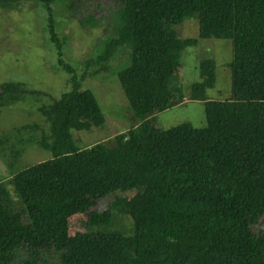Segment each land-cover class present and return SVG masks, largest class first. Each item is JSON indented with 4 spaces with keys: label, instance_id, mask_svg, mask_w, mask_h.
<instances>
[{
    "label": "trees",
    "instance_id": "obj_1",
    "mask_svg": "<svg viewBox=\"0 0 264 264\" xmlns=\"http://www.w3.org/2000/svg\"><path fill=\"white\" fill-rule=\"evenodd\" d=\"M28 1L0 0V8ZM33 1L48 15L71 89L39 109L47 130L36 144L51 159L0 182V264H264V236L252 232L264 221V0H117L115 33L80 76L63 58L52 5L67 3L76 13L81 0ZM188 18L197 20L200 40L231 42L226 98L207 95L216 80L211 60L184 94L181 56L199 40L180 39L172 28ZM119 58L128 61L118 82L138 123L79 150L71 132L105 123L81 83ZM25 93L21 85H1L0 108ZM186 98L203 103L205 127L158 128L156 115ZM102 200L108 207L94 210ZM77 215L85 216L78 224L84 231L70 236ZM117 216L133 220L129 235L113 230Z\"/></svg>",
    "mask_w": 264,
    "mask_h": 264
},
{
    "label": "rangeland",
    "instance_id": "obj_2",
    "mask_svg": "<svg viewBox=\"0 0 264 264\" xmlns=\"http://www.w3.org/2000/svg\"><path fill=\"white\" fill-rule=\"evenodd\" d=\"M62 3L52 5L55 31L64 41L62 53L65 62L80 76L83 63L95 57L103 49L104 41L115 33L117 0H81L76 13H69L66 9L68 4ZM90 19L95 21V26L84 25ZM47 26L48 15L36 1L22 2L9 11L0 8V86L13 83L26 91L20 102L0 108V182L9 180L29 166L51 159V154L36 144L41 133L47 130L39 109L69 91L71 83L70 75L57 64ZM172 29L180 39L199 40L195 47L185 49L181 56L182 67L178 75L184 94L188 97L190 87L201 81L200 64L211 60L215 64L216 80L207 95L212 99L228 97L231 93V42L200 40L198 23L194 18H188ZM117 61L120 62L111 64L106 72L81 83V88L89 90L96 98L105 123L89 132H71L79 150L107 143L138 123L118 82V74L128 66V61L120 58ZM182 123H189L196 129L205 127L203 103L186 98L183 105L156 115V125L163 130ZM29 127H36L38 131H26ZM15 152H19L18 157H15ZM14 201L16 208L20 207L18 200L14 198ZM109 201H99L94 210H105ZM84 220L82 215L70 218V236L84 231L78 225ZM132 226L131 218L117 216L113 230L129 235ZM252 232L264 236V221L254 226ZM49 264L58 263L50 259Z\"/></svg>",
    "mask_w": 264,
    "mask_h": 264
},
{
    "label": "crops",
    "instance_id": "obj_3",
    "mask_svg": "<svg viewBox=\"0 0 264 264\" xmlns=\"http://www.w3.org/2000/svg\"><path fill=\"white\" fill-rule=\"evenodd\" d=\"M185 102V101H184Z\"/></svg>",
    "mask_w": 264,
    "mask_h": 264
}]
</instances>
